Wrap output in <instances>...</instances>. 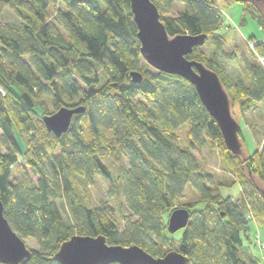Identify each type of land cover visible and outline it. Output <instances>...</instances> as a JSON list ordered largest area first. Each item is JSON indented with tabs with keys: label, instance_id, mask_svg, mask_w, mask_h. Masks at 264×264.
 <instances>
[{
	"label": "trees",
	"instance_id": "1",
	"mask_svg": "<svg viewBox=\"0 0 264 264\" xmlns=\"http://www.w3.org/2000/svg\"><path fill=\"white\" fill-rule=\"evenodd\" d=\"M151 2L170 37L204 34L205 43L215 45L207 60L199 57L200 47L186 58L218 75L242 116L264 102V62L259 61L264 59V38L247 41L249 59L242 57L241 67L248 83H227L218 57L224 41L216 36L222 24L217 0ZM172 3L184 9L176 17H165ZM251 5L264 33V12ZM5 9L17 21L0 22V201L11 229L22 241L35 242L26 264H58L54 254L75 235L103 236L110 246L136 245L153 257L170 249L185 256L188 264H246L239 252L241 233L248 229L247 210L213 192L195 156L179 146L176 131L189 124L191 145L197 147L204 137L219 141L227 159L237 163L234 169L249 189V208L263 226L264 140L261 152L248 159L232 155L189 82L141 72L129 0H0V13ZM98 69L106 75L105 82ZM134 71L142 75L139 83L131 80ZM44 97L55 106L83 107L84 112L72 118L59 138L45 129L49 140L42 143L37 128L44 124L36 116L43 111L42 119L48 113ZM14 126L28 138L24 149ZM112 155L127 160L120 177L127 210L122 227L88 201L87 186L95 177L114 181L102 161ZM19 158L28 172L21 164L23 177L15 183L11 173ZM187 185L205 206L191 210L192 205H186L188 224L175 237L178 232L167 229V215Z\"/></svg>",
	"mask_w": 264,
	"mask_h": 264
},
{
	"label": "rangeland",
	"instance_id": "2",
	"mask_svg": "<svg viewBox=\"0 0 264 264\" xmlns=\"http://www.w3.org/2000/svg\"><path fill=\"white\" fill-rule=\"evenodd\" d=\"M217 7L222 16V24L216 36L224 41L222 46V53L219 54V60L223 64V75L226 82L230 83L233 80H241L248 83V77L241 67V58L249 59V49L247 41L253 37L256 41L264 38V33L258 28L257 22L253 17H257L258 13L251 4L241 2V0H217ZM183 4L172 3L165 17H176L183 11ZM61 8V7H59ZM52 11V10H51ZM53 12V11H52ZM17 21L14 13L11 10L5 9L0 13V22H15ZM250 43V42H249ZM215 45L208 41L200 47L199 57L207 60L213 57ZM220 52V51H219ZM231 55L234 57L231 59ZM264 68V64L262 65ZM138 67L142 73L149 72L155 74L157 71L150 67L143 58L139 59ZM138 72V71H137ZM99 76L102 82H105L106 75L103 71L98 69ZM227 92H229L227 90ZM47 108L48 114H53L63 106H55L48 97L43 98ZM231 112L233 117L240 124L241 133V149L245 159H248L255 152H261L262 141L264 140V102L259 103L258 107L242 116L239 111V106L236 102L231 105ZM43 111L38 112L36 119H41ZM42 122V121H41ZM43 123V122H42ZM72 123V121H71ZM37 128L38 137L41 142H46L48 139L45 135V126ZM17 140L22 149L27 145V136L24 132L13 127ZM190 125L186 124L176 131L179 146L182 149H188L195 156L199 164V173L204 177L205 182L210 186L213 192L220 195L222 198H231L232 201L242 206L246 212L248 220V229L246 234L241 233L242 249L239 252L240 257L246 264H250V259L257 264H264V250L260 249L255 241V237L264 236V226L259 223L258 219L249 208L250 198L248 196L249 189L239 175V172L234 169L237 165L231 159H227L225 153L221 149L219 141L205 138L204 144L200 147L191 145L189 138ZM50 134V133H49ZM49 140V139H48ZM2 148L0 143V149ZM105 166L110 170L114 181L108 182L99 177L93 179L92 184L87 186L88 201L91 207L99 210L108 217L114 218L120 227L123 226L122 216L127 214V210L123 204V198L120 187V177L123 169L127 168V160L120 155L105 156L102 158ZM21 164L28 172L26 163L19 158V163L13 167L11 178L13 181L19 182L22 180ZM238 167V166H237ZM46 171L49 172L48 168ZM33 181L36 177L31 176ZM264 187V184L262 185ZM199 194L190 185L185 187L181 198L173 201V208L169 211L167 217L169 218L172 211L176 209L185 208L186 205H192L191 210H201L205 205L198 203ZM189 210V209H188ZM67 210L62 213L65 220L67 218ZM167 218V224H168ZM181 232L176 233L175 237H179ZM28 249H36L33 239L23 240ZM167 249V253L170 252Z\"/></svg>",
	"mask_w": 264,
	"mask_h": 264
},
{
	"label": "water",
	"instance_id": "3",
	"mask_svg": "<svg viewBox=\"0 0 264 264\" xmlns=\"http://www.w3.org/2000/svg\"><path fill=\"white\" fill-rule=\"evenodd\" d=\"M243 1L254 4L264 12V0ZM129 6L137 28L141 57L157 72L178 76L189 82L218 126L227 150L234 156H241L240 124L232 115V103L220 78L203 63L186 58L195 48L204 45L207 36L181 34L170 37L151 0H129ZM130 77L134 83L142 79V75L136 71L131 72ZM83 112V107H61L53 114L43 116L42 122L48 133L59 138L69 130L72 118ZM260 189L264 199V189ZM188 220L187 209L172 211L167 224L169 233L184 229ZM30 258L31 251L11 229L0 201V264H26ZM52 259L58 264H188L187 258L176 251L153 257L136 245L110 246L103 236L76 235L63 242Z\"/></svg>",
	"mask_w": 264,
	"mask_h": 264
},
{
	"label": "built area",
	"instance_id": "4",
	"mask_svg": "<svg viewBox=\"0 0 264 264\" xmlns=\"http://www.w3.org/2000/svg\"><path fill=\"white\" fill-rule=\"evenodd\" d=\"M250 47H253V44H250ZM259 61L260 62H264V59L263 58H259ZM255 241H256V244L257 246L264 250V236L263 237H259L258 235L255 237Z\"/></svg>",
	"mask_w": 264,
	"mask_h": 264
}]
</instances>
